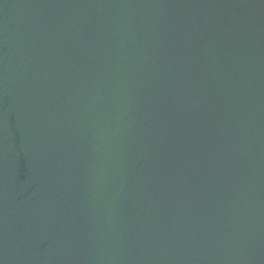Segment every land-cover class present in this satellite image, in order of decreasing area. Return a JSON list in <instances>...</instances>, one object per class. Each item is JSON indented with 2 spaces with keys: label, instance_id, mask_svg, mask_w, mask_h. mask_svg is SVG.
I'll return each instance as SVG.
<instances>
[{
  "label": "water",
  "instance_id": "water-1",
  "mask_svg": "<svg viewBox=\"0 0 264 264\" xmlns=\"http://www.w3.org/2000/svg\"><path fill=\"white\" fill-rule=\"evenodd\" d=\"M0 264H264V0H0Z\"/></svg>",
  "mask_w": 264,
  "mask_h": 264
}]
</instances>
